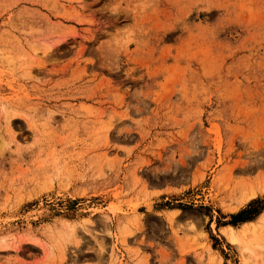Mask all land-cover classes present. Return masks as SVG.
Returning a JSON list of instances; mask_svg holds the SVG:
<instances>
[{
    "label": "rangeland",
    "instance_id": "obj_1",
    "mask_svg": "<svg viewBox=\"0 0 264 264\" xmlns=\"http://www.w3.org/2000/svg\"><path fill=\"white\" fill-rule=\"evenodd\" d=\"M245 208L264 0H0V264H264Z\"/></svg>",
    "mask_w": 264,
    "mask_h": 264
},
{
    "label": "bare ground",
    "instance_id": "obj_2",
    "mask_svg": "<svg viewBox=\"0 0 264 264\" xmlns=\"http://www.w3.org/2000/svg\"><path fill=\"white\" fill-rule=\"evenodd\" d=\"M250 193H249V196H247V198L245 199L244 203L247 202L249 199H251L254 196V193H252V192H250ZM176 213H177V210H170L168 218L169 219L174 218L176 216ZM262 222H264V212L258 216L256 221L248 220V221L242 222L239 229H236L232 225L231 226L228 225V226L223 227L222 228V234L227 238L228 242L233 244V245L244 244V243H242V237L247 232L253 231L254 227H257L258 224H260ZM256 244H257V242H256ZM208 249L210 250L209 246H208Z\"/></svg>",
    "mask_w": 264,
    "mask_h": 264
},
{
    "label": "trees",
    "instance_id": "obj_3",
    "mask_svg": "<svg viewBox=\"0 0 264 264\" xmlns=\"http://www.w3.org/2000/svg\"><path fill=\"white\" fill-rule=\"evenodd\" d=\"M249 213L248 209H242L239 212L231 215V220L226 224L236 225L237 223H242L243 221L252 220L255 218L254 215H247Z\"/></svg>",
    "mask_w": 264,
    "mask_h": 264
},
{
    "label": "crops",
    "instance_id": "obj_4",
    "mask_svg": "<svg viewBox=\"0 0 264 264\" xmlns=\"http://www.w3.org/2000/svg\"><path fill=\"white\" fill-rule=\"evenodd\" d=\"M158 191H159V195L163 194L165 192V187L164 186L159 187Z\"/></svg>",
    "mask_w": 264,
    "mask_h": 264
}]
</instances>
